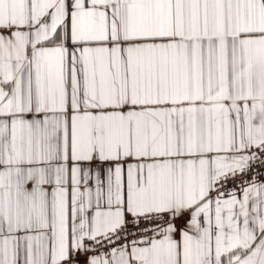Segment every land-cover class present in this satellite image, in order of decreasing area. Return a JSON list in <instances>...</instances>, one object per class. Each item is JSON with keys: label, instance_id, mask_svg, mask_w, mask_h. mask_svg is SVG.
<instances>
[{"label": "snow or ice", "instance_id": "1", "mask_svg": "<svg viewBox=\"0 0 264 264\" xmlns=\"http://www.w3.org/2000/svg\"><path fill=\"white\" fill-rule=\"evenodd\" d=\"M0 264H264V0H0Z\"/></svg>", "mask_w": 264, "mask_h": 264}]
</instances>
